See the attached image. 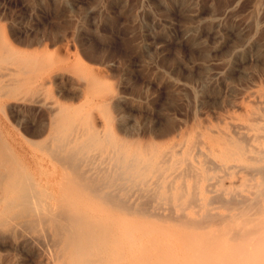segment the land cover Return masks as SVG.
I'll return each instance as SVG.
<instances>
[{"label":"bare ground","instance_id":"1","mask_svg":"<svg viewBox=\"0 0 264 264\" xmlns=\"http://www.w3.org/2000/svg\"><path fill=\"white\" fill-rule=\"evenodd\" d=\"M0 60L15 67L1 70L0 91L43 114L28 129L32 166L0 129V237H21L31 264H264L263 92L216 135L163 149L45 101L42 57L12 50Z\"/></svg>","mask_w":264,"mask_h":264},{"label":"rangeland","instance_id":"2","mask_svg":"<svg viewBox=\"0 0 264 264\" xmlns=\"http://www.w3.org/2000/svg\"><path fill=\"white\" fill-rule=\"evenodd\" d=\"M12 50L46 60L44 100L80 109L100 131L113 126L123 138L180 150L245 117L264 95V0H0V55ZM16 96L0 91V129L32 166L38 139L28 129L43 114ZM5 238L0 264H31L22 238Z\"/></svg>","mask_w":264,"mask_h":264}]
</instances>
